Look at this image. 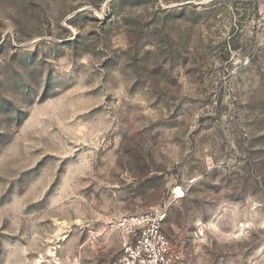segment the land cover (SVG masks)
Here are the masks:
<instances>
[{
	"label": "rangeland",
	"instance_id": "374dc122",
	"mask_svg": "<svg viewBox=\"0 0 264 264\" xmlns=\"http://www.w3.org/2000/svg\"><path fill=\"white\" fill-rule=\"evenodd\" d=\"M159 206L264 264V0H0V264H118Z\"/></svg>",
	"mask_w": 264,
	"mask_h": 264
},
{
	"label": "built area",
	"instance_id": "2783aa9c",
	"mask_svg": "<svg viewBox=\"0 0 264 264\" xmlns=\"http://www.w3.org/2000/svg\"><path fill=\"white\" fill-rule=\"evenodd\" d=\"M172 201L185 198V191H172ZM167 207L122 217L118 222L123 246L118 264H182V253L163 231Z\"/></svg>",
	"mask_w": 264,
	"mask_h": 264
}]
</instances>
